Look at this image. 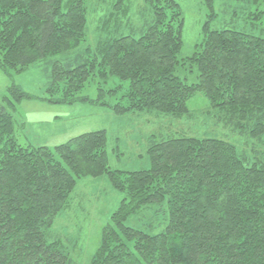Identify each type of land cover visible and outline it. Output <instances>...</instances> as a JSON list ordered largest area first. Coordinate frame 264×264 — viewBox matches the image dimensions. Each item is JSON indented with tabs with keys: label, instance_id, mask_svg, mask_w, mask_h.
Returning <instances> with one entry per match:
<instances>
[{
	"label": "trees",
	"instance_id": "trees-1",
	"mask_svg": "<svg viewBox=\"0 0 264 264\" xmlns=\"http://www.w3.org/2000/svg\"><path fill=\"white\" fill-rule=\"evenodd\" d=\"M124 1L104 23L107 38L76 51L87 32L84 0H0V65L16 72L37 62L51 65V87L60 93L39 97L49 103L88 101L79 95L95 82L93 102L117 115L183 117L190 99L203 94L225 126L255 144L252 153L221 139H154L147 151L151 168L130 172L110 168L104 130L53 149L24 146L18 107L36 96L12 86L0 100V264H71L54 224L72 206L78 181L101 177L125 197L91 264H264V37L211 30L208 20L194 55L181 60L178 2L144 0L152 12L138 30L132 4ZM237 1L252 6L256 19L264 16V0ZM215 2L205 0L213 19ZM128 28L133 34H125ZM192 68L199 72L196 84L179 76ZM113 78L121 82L108 88ZM150 207L162 213L164 231L126 225Z\"/></svg>",
	"mask_w": 264,
	"mask_h": 264
},
{
	"label": "rangeland",
	"instance_id": "rangeland-1",
	"mask_svg": "<svg viewBox=\"0 0 264 264\" xmlns=\"http://www.w3.org/2000/svg\"><path fill=\"white\" fill-rule=\"evenodd\" d=\"M117 1L84 0L88 15L87 32L76 51L93 48L99 41L107 38L104 23L115 12L114 5ZM175 1L180 5L184 17L183 48L179 54L181 60L194 55L196 45L202 41L203 27L208 20L211 30L232 29L264 37V16L256 19L251 14L254 12L253 7L247 2L216 0L214 11L217 17L213 19L209 17L210 11L205 0ZM129 2L133 6L130 19L141 30V26L151 17L152 11L144 0ZM124 32L133 34L131 28ZM50 67L46 62H37L22 72H16L0 65V100L9 95L12 86L36 96L33 100H23L18 107L20 113L17 115L26 123L25 129L18 135L20 144L24 146H49L53 149L79 135L104 130L108 135L110 168L130 172L151 168L147 151L154 139L214 138L235 144L241 153H252L255 144L252 145L247 137L235 134L231 128L225 126L210 109L209 100L203 94L198 93L190 99L189 114L183 117L156 111L117 115L110 107L93 102L98 99L99 94L95 82L85 85L79 95L88 101L64 104L39 100V97L50 99V95L60 93L56 91L60 88L51 87ZM179 76L188 84L199 81L197 68L189 71L181 69ZM119 82V79L113 78L108 88H114ZM123 85L127 87L129 83L123 82ZM50 90L52 91L49 92ZM57 97L60 95L55 96ZM106 100L112 105L116 103L114 97ZM124 197L123 193L112 189L107 177L82 178L78 181L68 202V205L73 202L72 206L58 216L53 227L54 235L68 248L71 264L92 263L101 245L103 229L111 223V217ZM157 209L159 208L143 209L128 219L126 225L149 234L161 233L167 222L165 223L162 213L157 212Z\"/></svg>",
	"mask_w": 264,
	"mask_h": 264
}]
</instances>
